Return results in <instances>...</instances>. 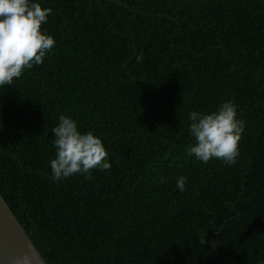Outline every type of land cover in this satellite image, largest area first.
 Segmentation results:
<instances>
[{
  "label": "trees",
  "instance_id": "16d2710c",
  "mask_svg": "<svg viewBox=\"0 0 264 264\" xmlns=\"http://www.w3.org/2000/svg\"><path fill=\"white\" fill-rule=\"evenodd\" d=\"M31 2L56 43L0 86V193L45 261L264 264V0ZM227 101L245 122L236 163L186 155L189 113ZM60 115L109 170L53 181Z\"/></svg>",
  "mask_w": 264,
  "mask_h": 264
},
{
  "label": "clouds",
  "instance_id": "9594fccd",
  "mask_svg": "<svg viewBox=\"0 0 264 264\" xmlns=\"http://www.w3.org/2000/svg\"><path fill=\"white\" fill-rule=\"evenodd\" d=\"M51 8H42L31 0H0V86L12 85L23 72L43 63L56 41L41 31L52 15ZM137 62L143 55L136 56ZM189 133L194 144L186 155L194 156L202 163L219 159L226 165L236 163L238 143L245 122L237 118V106L232 101L221 103L209 114L192 111ZM55 158L50 161L51 178L54 182L76 174L91 176V170H109L108 153L102 140L92 131L81 133L72 118L60 115L52 129ZM187 178L180 176L176 187L183 192ZM204 243V238L203 241Z\"/></svg>",
  "mask_w": 264,
  "mask_h": 264
},
{
  "label": "water",
  "instance_id": "95a60500",
  "mask_svg": "<svg viewBox=\"0 0 264 264\" xmlns=\"http://www.w3.org/2000/svg\"><path fill=\"white\" fill-rule=\"evenodd\" d=\"M226 2L239 0H188ZM0 264H48L0 193Z\"/></svg>",
  "mask_w": 264,
  "mask_h": 264
}]
</instances>
